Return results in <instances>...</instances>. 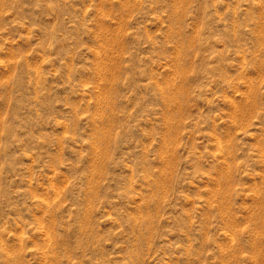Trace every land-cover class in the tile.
I'll list each match as a JSON object with an SVG mask.
<instances>
[{"label": "rangeland", "instance_id": "rangeland-1", "mask_svg": "<svg viewBox=\"0 0 264 264\" xmlns=\"http://www.w3.org/2000/svg\"><path fill=\"white\" fill-rule=\"evenodd\" d=\"M0 264H264V0H0Z\"/></svg>", "mask_w": 264, "mask_h": 264}]
</instances>
